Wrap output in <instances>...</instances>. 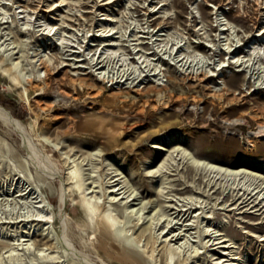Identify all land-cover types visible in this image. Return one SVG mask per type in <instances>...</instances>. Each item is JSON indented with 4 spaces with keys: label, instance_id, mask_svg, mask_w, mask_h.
Masks as SVG:
<instances>
[{
    "label": "rangeland",
    "instance_id": "374dc122",
    "mask_svg": "<svg viewBox=\"0 0 264 264\" xmlns=\"http://www.w3.org/2000/svg\"><path fill=\"white\" fill-rule=\"evenodd\" d=\"M262 28L264 0H0V105L21 126L0 116V264H264V212L231 189L264 191ZM76 163L120 238L89 223ZM116 173L142 224L108 192ZM182 215L169 259L155 235Z\"/></svg>",
    "mask_w": 264,
    "mask_h": 264
},
{
    "label": "bare ground",
    "instance_id": "6f19581e",
    "mask_svg": "<svg viewBox=\"0 0 264 264\" xmlns=\"http://www.w3.org/2000/svg\"><path fill=\"white\" fill-rule=\"evenodd\" d=\"M110 2V1H109ZM220 25V24H219ZM53 29V27H52ZM222 29H224V27H222ZM261 32L264 33V28H262L260 30ZM259 31V32H260ZM262 33V34H263ZM161 35V34H160ZM107 44V43H106ZM112 44V43H111ZM8 51V50H7ZM6 51V52H7ZM3 54V53H2ZM8 55V54H7ZM142 55H139L138 58H141ZM3 57V56H2ZM12 57V55H11ZM3 60V59H2ZM0 60V61H2ZM5 60V59H4ZM11 60V59H10ZM43 62V61H42ZM12 65V64H11ZM42 65L44 67H48L46 63H42ZM12 68L14 69H17V64L15 65H12L11 66ZM12 69L10 68L9 72L11 71ZM8 71V70H7ZM15 72V71H14ZM17 73V71H16ZM20 73V71H19ZM6 74V73H5ZM12 74H10L9 76V79L11 78L12 79V82H16V83H19L20 82V79L18 77V74H16L17 76H12ZM204 75V74H203ZM213 75V74H211ZM20 76V75H19ZM204 77H210L208 75H204ZM10 79V80H11ZM20 84V83H19ZM231 102V101H230ZM0 116L4 117L3 120H8L14 128H17L19 129L21 126H20V123L19 121L14 118L10 111L7 109V108H4L3 106L0 105ZM229 123V122H228ZM263 132V131H262ZM27 150V149H26ZM31 153V152H30ZM187 159L191 160L193 162V165L196 166L197 168H201L203 170H211V171H217V174L220 172V173H225L226 175H232L233 177H237L239 175H249L250 177L252 176L253 178V175L255 177V174L252 175L251 172H248L246 170H243V169H226L225 167L219 165V164H215V163H211V162H208V161H200V160H194L190 155L189 153L186 155ZM34 158V157H33ZM38 158V157H37ZM44 160V159H43ZM83 160V159H82ZM81 161V160H80ZM102 162V161H101ZM83 163V162H82ZM38 166V165H37ZM44 167V166H43ZM84 167V166H83ZM80 165L79 164H75L73 165L72 167L69 168L68 170V179H70L71 181H69L68 183H73L74 185V189L75 191L79 194V202L81 203V206H82V210L88 214V217H89V223L91 224L92 223V216H94V219H95V225H96V229L98 231V233H103L105 235H109L108 237L112 236L114 237H118L120 238L119 235H117V233L115 232V224H116V220L114 218H112L111 216H109V214L106 213V211L104 210L105 208V205L104 207H102L101 204H99V201L98 199L95 200V196H87L86 194L88 192H93V190H90L91 189V186H88V187H84V180L83 179V175L81 173V170H80ZM11 171V170H10ZM117 171V170H115ZM162 171V170H161ZM148 173H152L153 171L152 170H149L147 171ZM154 172H157V171H154ZM55 174V173H54ZM110 174V173H109ZM155 174V173H154ZM153 174V176H154ZM160 176V174L158 175ZM163 176V175H162ZM157 177V176H156ZM232 177V178H233ZM120 178L119 177V174L116 173V174H113L109 180H107L106 182H108L110 185H109V189L108 192L109 193H114V195H116L118 192V194H126V196H123L124 197V201H121V203H123V206L125 207V209L127 208V214L130 215V216H134V219L137 220V223L141 220V224L143 223V220L142 219H145L147 217V215H145V209L147 208V205L146 203H143L140 207L138 208H134L133 205L136 204L137 205V202L134 203L133 201L137 200L138 199V196L137 194L134 192V191H129V189L126 188L125 184L123 181H120ZM256 178V177H255ZM250 179V178H249ZM251 180V179H250ZM253 181V180H252ZM93 182V181H92ZM91 182V183H92ZM241 183L240 182H237L236 185L235 183L233 182V185L231 186V184H229L231 186V189L232 191H236V189H238L239 191H242V193L238 196V199H239V204L238 205H249V204H252V206H255V210H262V212H264V191L261 192V190L263 188H261L260 185H256L255 181L252 183H248L247 185H245L246 183H242V186H244V188L241 189V187H238V185H240ZM235 185V186H234ZM253 185V186H252ZM95 187V186H93ZM184 188H187V186H185ZM63 189V188H62ZM73 188L71 190H74ZM90 190L87 192V190ZM65 189H63L62 192H64ZM238 190H237V193H238ZM29 191H27L28 193ZM162 193V192H161ZM23 194V193H22ZM26 194V193H24ZM63 194V193H62ZM20 195V194H19ZM236 196V195H235ZM62 197V196H61ZM64 197V196H63ZM121 197V198H123ZM118 197L116 196H111L110 197V202L111 203H114V202H117ZM42 200V199H41ZM113 200V201H111ZM114 200H117V201H114ZM141 200V199H140ZM235 200V199H234ZM41 202V201H40ZM43 202V201H42ZM64 203V202H63ZM120 203V201H119ZM140 203V201H139ZM191 203V201H187L186 204H183V206L187 205ZM192 204V203H191ZM117 205H120V204H117ZM258 205V206H257ZM41 206V205H40ZM192 206V205H191ZM197 206V205H196ZM190 207V206H189ZM189 207L187 208V210L189 209ZM154 208V206H153ZM180 209H178L179 211ZM181 211L178 212V214H180ZM107 214V215H106ZM186 214V213H185ZM190 214V213H189ZM149 215V214H148ZM184 215V214H183ZM183 215L181 217H170V218H167V224L166 226L160 231V233L158 235H155L157 238L155 239L156 241L159 239V240H162V237L164 238L162 240V242L164 243V247H165V252L168 253V256H169V259L172 258L173 254L177 253L179 254V252L181 251V244L179 245H176L177 243H179V241L181 239H184V242L185 244L187 243V239H186V235L184 233L188 231V229L186 228V226L188 227L189 223H186V218H184L181 222L179 220L182 219ZM170 216V215H169ZM179 216V215H178ZM150 219L151 221L149 222L150 225L151 224H157L161 218H158L155 216H150ZM156 221V223H154V221ZM186 221V222H185ZM147 222V221H146ZM161 224V222H160ZM176 224H179V226H177ZM177 226V227H175ZM167 229V230H166ZM166 230V232H165ZM208 231V229L206 230V232ZM163 232H165L162 236H160V234H162ZM205 232V231H204ZM203 232V233H204ZM204 233V234H207L206 236H209L210 238L207 240V242L211 241V238H212V233ZM115 234V235H114ZM201 234V233H200ZM126 235V234H125ZM189 235V234H188ZM215 235H220V233H217ZM126 237V236H125ZM213 239H218L216 240L215 243H213V240H212V244H216L218 245L219 247H222V248H228V247H231V248H234L235 251L237 249L238 246H236L234 244V242H230L229 244L228 243H225V239L222 237V236H218V237H214ZM23 240H26V239H22ZM154 240V239H153ZM154 241V242H156ZM159 242V241H158ZM173 242V243H172ZM191 242V241H190ZM14 243V242H13ZM126 243V242H125ZM157 243V242H156ZM160 243V242H159ZM10 245V243H8ZM12 244V243H11ZM147 246V245H145ZM154 246V245H153ZM183 246V245H182ZM28 248V247H27ZM151 248V247H150ZM215 248V247H214ZM147 249V248H146ZM42 249L41 251L39 252L42 257H45V254H41L42 253ZM152 251V250H151ZM234 251V250H231V252ZM147 252V251H146ZM154 252V251H153ZM183 252V251H182ZM230 252V253H231ZM4 253H8L6 256L9 257L10 259H18L19 260V256L21 258V255L18 254L16 252V248L15 247H12L11 245L6 248V250L4 251ZM223 253L225 254L226 252L223 251ZM154 254V253H153ZM152 256V254H151ZM153 257V256H152ZM155 257V256H154ZM231 258H237V257H231ZM167 259V258H166ZM158 260V259H157ZM53 262H57V261H53ZM105 263V262H104ZM158 263V262H157ZM107 264V263H106ZM166 264H170V261L167 259L166 260ZM229 264H238L237 262H231Z\"/></svg>",
    "mask_w": 264,
    "mask_h": 264
}]
</instances>
